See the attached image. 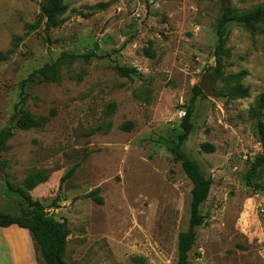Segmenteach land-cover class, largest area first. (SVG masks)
Instances as JSON below:
<instances>
[{"label":"rangeland","instance_id":"obj_1","mask_svg":"<svg viewBox=\"0 0 264 264\" xmlns=\"http://www.w3.org/2000/svg\"><path fill=\"white\" fill-rule=\"evenodd\" d=\"M45 2L0 0V132L14 127L24 82L23 109L41 122L14 127L0 153V211L24 208L9 186L47 206L70 231L68 264H177L192 183L170 147L193 89L210 74L215 94L193 105L181 146L212 181L188 264H264V168L251 172L263 152L264 26L255 35L229 26L221 75L214 56L222 10L247 12L264 0H65L50 29ZM64 52L96 56L63 65L59 82L33 75ZM116 65L136 72L121 76ZM242 72L248 96L234 97L229 87L238 83L227 79ZM98 188L102 205L87 197Z\"/></svg>","mask_w":264,"mask_h":264},{"label":"trees","instance_id":"obj_2","mask_svg":"<svg viewBox=\"0 0 264 264\" xmlns=\"http://www.w3.org/2000/svg\"><path fill=\"white\" fill-rule=\"evenodd\" d=\"M64 2L65 0H47V2L41 5V13L46 20L45 26L47 29L54 27L57 24L58 18L67 12L68 6ZM232 23L243 26L246 30L255 35L259 26H264V7H257L247 12H239L233 8L222 10V14L218 18L216 24L217 45L214 52L216 75L222 74L224 69L223 59L230 55V51L226 49V42L229 26ZM25 27L27 29L34 28L31 24H26ZM15 38L17 39V37ZM148 55H150L149 52ZM93 56H96L93 52H89L83 56L64 52L54 63L43 66L34 72L33 75L38 76L41 81L59 82L61 79L60 69L63 65H72L80 57L88 59ZM0 59H4L2 54H0ZM115 70L124 77H131L133 73L136 72L135 68H128L120 65H116ZM245 75L246 73L242 72L238 75H231L228 77V82L238 83L235 86L229 87L232 96H248V90L240 84V81ZM21 87V100L16 106L12 121L14 122L15 128L29 130L38 127L41 125V122L23 109V105L26 101L23 94L25 82L22 83ZM202 96H204L202 89L200 86H196L193 89L189 105L186 107L185 115L182 118L181 127L183 132L178 136L177 143L174 142L170 147L171 153L174 154L177 161L181 162L184 173L192 183L189 227L179 235L177 264L189 263V256L197 239V230L205 223V216L201 212V207L207 201L212 186V181L203 177V172L199 163L181 152V146L186 142L193 130V124L191 122L194 112L193 105L198 98ZM14 127H6L0 132V153L7 149V142L13 135ZM127 128H131L130 123L127 124ZM258 135L263 152L252 163V173L264 168V123L261 121L258 124ZM203 149L211 151L213 148L209 144H204ZM76 167L77 165L66 174L63 180L72 177ZM249 175L252 176V174ZM34 179L35 177H32L26 182L27 190L33 189L36 184ZM9 188L11 192L23 200L24 208L19 213L0 211V227L6 228L16 225L27 230L30 233L35 248L40 251L45 264H68L64 260L68 237L70 235L66 223L56 220L48 213V207L33 200L25 189L13 188L11 186H9ZM99 192L100 189L98 188L88 194L87 197L97 204L102 205L103 199L99 196Z\"/></svg>","mask_w":264,"mask_h":264},{"label":"crops","instance_id":"obj_3","mask_svg":"<svg viewBox=\"0 0 264 264\" xmlns=\"http://www.w3.org/2000/svg\"><path fill=\"white\" fill-rule=\"evenodd\" d=\"M27 232L16 225L0 227V264H39L33 252L32 239L29 242ZM25 233L28 239L26 241L31 245L32 255L28 248L29 243L25 244V239H22V234L25 236Z\"/></svg>","mask_w":264,"mask_h":264},{"label":"water","instance_id":"obj_4","mask_svg":"<svg viewBox=\"0 0 264 264\" xmlns=\"http://www.w3.org/2000/svg\"><path fill=\"white\" fill-rule=\"evenodd\" d=\"M225 7H228V5H225ZM211 82L212 78L210 74H206L205 78L200 84V88L202 89L203 93L207 96H213L215 94L214 90L212 89Z\"/></svg>","mask_w":264,"mask_h":264},{"label":"built area","instance_id":"obj_5","mask_svg":"<svg viewBox=\"0 0 264 264\" xmlns=\"http://www.w3.org/2000/svg\"><path fill=\"white\" fill-rule=\"evenodd\" d=\"M185 115V114H184Z\"/></svg>","mask_w":264,"mask_h":264}]
</instances>
